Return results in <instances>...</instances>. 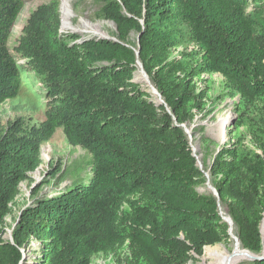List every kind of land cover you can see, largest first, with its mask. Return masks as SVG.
I'll return each instance as SVG.
<instances>
[{"label":"trees","instance_id":"obj_1","mask_svg":"<svg viewBox=\"0 0 264 264\" xmlns=\"http://www.w3.org/2000/svg\"><path fill=\"white\" fill-rule=\"evenodd\" d=\"M61 1L31 15L14 55L9 40L25 1L0 0V106L20 96L27 70L53 101L39 126L18 119L0 136V264H92L125 239L143 264H188L229 240L220 202L243 249L262 256L264 157L224 147L211 169L219 200L200 194L204 178L182 125L206 102L197 76L222 75L247 104L264 98V0H96L117 40L62 32ZM187 44L198 48L195 65L172 59ZM139 62L164 105L135 79ZM60 128L92 155V177L36 199L7 241L10 207ZM34 239L41 249L31 263L23 250Z\"/></svg>","mask_w":264,"mask_h":264},{"label":"rangeland","instance_id":"obj_2","mask_svg":"<svg viewBox=\"0 0 264 264\" xmlns=\"http://www.w3.org/2000/svg\"><path fill=\"white\" fill-rule=\"evenodd\" d=\"M25 7L14 26L9 40L11 53L18 55L16 49L19 46L20 37L26 27L31 15L42 5L51 0H24ZM60 12L62 15V2ZM103 5L96 0H72L70 8L72 11L73 27L64 29L62 32L78 35L81 40L93 38H106L117 40V26L111 22L102 20L99 13ZM251 12V10H249ZM100 25L103 33L96 36V32L91 26ZM136 34L130 37L131 43H138ZM198 50L196 45L187 44L172 50V59L191 61L193 65L200 59L192 57L191 53ZM22 63L25 61L22 60ZM142 71L145 77L148 75L141 68L136 75ZM22 71L23 89L16 99L7 101L0 106V136L10 125L18 119L24 121L26 128L39 126L45 120V113L50 109L52 100L45 96V90L40 81L33 76L30 70ZM150 81V79H149ZM144 89L151 94V100L157 105H164L161 95L155 91L153 84H143ZM193 87L198 93L206 89V102L201 111L195 112V117L182 125L190 141L193 155L197 160V167L204 178V183H200L196 190L200 194L213 195L218 198L216 189L212 183L211 169L216 156L224 147H237L242 156L255 154L264 157V98L259 99L254 104L244 102L239 94L228 88L225 78L220 74H205L193 79ZM231 114L228 125L220 126L223 118ZM249 158V157H248ZM92 155L82 147L71 146L62 128L58 129L53 139L44 144L41 149V165L29 175L19 190V195L10 207V213L5 218L2 228L5 229V240L12 241L14 234L19 228L22 212L33 205L38 198L59 194L67 187L78 183H88L92 177V167L90 162ZM129 206L123 207V212H129ZM219 213L224 222L229 225L230 238L227 242L213 246L225 247L230 252H234L238 243L241 244L236 227L229 215L228 208L220 202ZM262 237L264 235V221L262 222ZM204 253L199 256L194 255V260L188 264H218L212 257ZM41 244L34 239L26 245L23 250L25 259L31 263L37 262L40 257ZM241 249L245 251L241 245ZM264 254V247L262 254ZM250 258H235L232 264H251ZM143 264L134 255L131 242L125 239L119 243L112 251L99 253L94 256L92 264Z\"/></svg>","mask_w":264,"mask_h":264},{"label":"bare ground","instance_id":"obj_3","mask_svg":"<svg viewBox=\"0 0 264 264\" xmlns=\"http://www.w3.org/2000/svg\"><path fill=\"white\" fill-rule=\"evenodd\" d=\"M71 1L72 0H64L62 2V23H63L64 29H69L73 27V24H72L73 14L70 8ZM91 28L96 32V36H101L102 34H104L100 25L91 26ZM135 79L139 83L150 84L149 79L145 77L142 71H140L136 75ZM230 119H231V115H227L225 118L222 119L220 126L223 128V126L228 125ZM263 247H264V235H263ZM208 256H212L218 262V264H232V261L235 258H238V257L248 258L251 255H249L246 251H243L241 249V244L238 243L233 253L222 246L208 247L206 249L205 257L207 258Z\"/></svg>","mask_w":264,"mask_h":264},{"label":"water","instance_id":"obj_4","mask_svg":"<svg viewBox=\"0 0 264 264\" xmlns=\"http://www.w3.org/2000/svg\"><path fill=\"white\" fill-rule=\"evenodd\" d=\"M102 39H106V38H102ZM138 56H139V53H138ZM139 64L141 65V68L143 69V66H142V64L139 62ZM153 89L155 90V88L153 87ZM156 91V90H155ZM216 191V190H215ZM216 193H217V191H216ZM217 195H218V193H217ZM263 221H264V219H263ZM262 239H263V237H262ZM249 255H251L250 257H248V258H250V259H252L253 261H261V260H264V254L262 255V256H258V255H256V254H254V253H252V252H250V251H247V250H245Z\"/></svg>","mask_w":264,"mask_h":264},{"label":"built area","instance_id":"obj_5","mask_svg":"<svg viewBox=\"0 0 264 264\" xmlns=\"http://www.w3.org/2000/svg\"><path fill=\"white\" fill-rule=\"evenodd\" d=\"M231 115V114H230Z\"/></svg>","mask_w":264,"mask_h":264}]
</instances>
